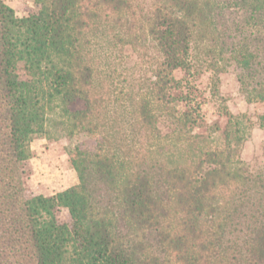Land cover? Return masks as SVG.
<instances>
[{
    "label": "trees",
    "instance_id": "1",
    "mask_svg": "<svg viewBox=\"0 0 264 264\" xmlns=\"http://www.w3.org/2000/svg\"><path fill=\"white\" fill-rule=\"evenodd\" d=\"M34 1L18 18L0 0V264H264V165L240 158L248 134L227 110L215 141L174 75L209 74L217 96L233 69L264 104V0ZM52 113L99 143L69 150L74 186L25 197Z\"/></svg>",
    "mask_w": 264,
    "mask_h": 264
},
{
    "label": "rangeland",
    "instance_id": "2",
    "mask_svg": "<svg viewBox=\"0 0 264 264\" xmlns=\"http://www.w3.org/2000/svg\"><path fill=\"white\" fill-rule=\"evenodd\" d=\"M10 7L18 18L27 17L36 14L39 6L34 0H3ZM126 65L131 66L134 60L133 52L127 48L124 53ZM116 64H121L116 59ZM124 67V69H128ZM123 70V69H122ZM18 73L21 78H26V72L19 66ZM175 77L185 78L191 81L196 89V102L200 104L201 115L207 126L217 124L220 131L215 134L213 139L220 140V135L226 125L227 118L223 112L227 110L228 114L239 117L246 128L248 138L243 143L240 151V158L250 167L257 168L264 165V154L262 145L264 141V132L257 126V118L264 114V104L245 102L243 96L239 93L236 81V72L233 69L228 70L219 76L218 95L214 96L211 91V77L205 74L199 78H189V76L176 72ZM82 108L78 103L70 107L71 110ZM57 115L52 113L46 117L43 135L35 137L31 142V158L23 164L25 171L24 190L25 197L35 195L52 196L58 192L68 189L77 183V174L71 166V159L68 152L74 146H80L84 149H93L99 139H89L86 137H74L68 139L59 127L54 126ZM213 142V140H212ZM58 219L60 222L69 223L70 218L66 211H61Z\"/></svg>",
    "mask_w": 264,
    "mask_h": 264
}]
</instances>
